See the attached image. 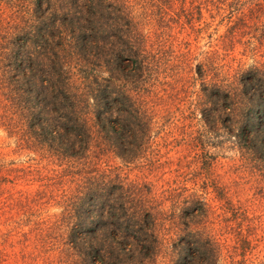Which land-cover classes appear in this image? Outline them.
Listing matches in <instances>:
<instances>
[{
    "label": "trees",
    "instance_id": "obj_1",
    "mask_svg": "<svg viewBox=\"0 0 264 264\" xmlns=\"http://www.w3.org/2000/svg\"><path fill=\"white\" fill-rule=\"evenodd\" d=\"M247 2L225 1L229 25L219 45L182 65V87L192 88L182 117L201 123L206 141L195 138L194 160L204 179L212 167L208 147L224 141L264 179V62L222 63L231 50L226 45L239 42L247 25H259L264 37V0ZM134 6L144 8L149 33ZM0 15V124L18 146L52 166L44 184L58 190L55 219L37 227L44 258L54 264H218L222 247L205 229L207 204L182 183L180 158L173 169L180 180L166 196L107 163L116 157L140 166L150 159L154 129L176 121L172 103L179 90L160 82L180 70L168 48L172 30L182 24L172 1L0 0ZM212 186L241 257L232 254L230 264H242L253 227L244 210L223 198L222 187Z\"/></svg>",
    "mask_w": 264,
    "mask_h": 264
},
{
    "label": "rangeland",
    "instance_id": "obj_2",
    "mask_svg": "<svg viewBox=\"0 0 264 264\" xmlns=\"http://www.w3.org/2000/svg\"><path fill=\"white\" fill-rule=\"evenodd\" d=\"M171 1L173 9H177L182 24L172 30L173 41L168 43V48L172 49L173 55L179 61L180 70L174 74L175 70L169 72L170 75L160 82L165 81L166 86L172 83L179 90V94L175 96L172 103L176 121L163 123L165 125H161L163 127L159 130L154 129L150 159L142 162L140 166L124 165L116 157L109 158L107 163L120 167L129 179L145 180L150 184L151 192L154 194L161 196L162 191L166 196V192L177 185L175 182L178 178L175 177L173 169L176 159L180 158L182 179H184L183 175L187 176V180H182V183H185L189 190L199 194L207 204L208 217L205 229L222 247L218 264H230L232 254L235 260L241 257L237 255L238 250L234 252L232 249L234 245L232 234L227 231L222 220V215L225 214L222 208L223 199L218 198L212 182L222 187L223 198L245 211L253 229L248 236L251 248L244 254L245 260L242 264H257L264 258V179L258 172L243 166L237 151L226 141L222 145L208 147L212 157V167L204 179L202 176L204 172L199 173L200 163L194 160L200 151L195 138L201 135V138L206 141V138L202 136L201 123L196 119L182 117V109L188 104L190 98L188 96L192 93V88L188 85L186 88L182 87V79L187 78L182 72V65L192 62L199 53L215 49L219 45L218 37L223 35L229 25L224 7L225 1L228 0ZM247 1L254 0H238V3L248 6ZM133 12L145 24V29L141 27L143 32L149 33L151 23H148L149 19L144 8L134 6ZM0 18H2L1 15ZM185 19L188 20L185 21ZM240 33L239 42L232 40V43L225 47H230L231 50L223 54L224 68L229 65L234 68L237 60L244 64L264 62V37L261 36L263 29L255 24L247 25L241 29ZM162 86L156 85V88H160L161 91L164 88ZM157 131L159 132L156 133ZM192 138L193 141L190 142ZM193 144L196 145L193 146ZM167 161H171V164ZM50 169H53L52 166L34 152L18 146L15 138L8 135L0 124V256H2V264L53 263L47 261L39 251L36 236L37 227L41 222H51L59 211L57 204L59 198L53 195L58 190H53V185L46 186L45 184L50 181L43 179L49 174ZM42 189H45L50 197H39ZM44 197L47 200L43 199Z\"/></svg>",
    "mask_w": 264,
    "mask_h": 264
}]
</instances>
